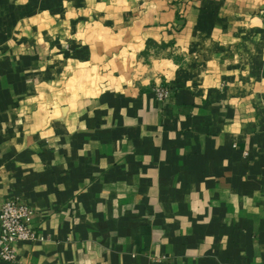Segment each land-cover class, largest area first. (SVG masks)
Returning a JSON list of instances; mask_svg holds the SVG:
<instances>
[{
  "label": "crops",
  "instance_id": "1",
  "mask_svg": "<svg viewBox=\"0 0 264 264\" xmlns=\"http://www.w3.org/2000/svg\"><path fill=\"white\" fill-rule=\"evenodd\" d=\"M7 200L24 264H264V0H0Z\"/></svg>",
  "mask_w": 264,
  "mask_h": 264
},
{
  "label": "built area",
  "instance_id": "2",
  "mask_svg": "<svg viewBox=\"0 0 264 264\" xmlns=\"http://www.w3.org/2000/svg\"><path fill=\"white\" fill-rule=\"evenodd\" d=\"M157 99L165 102L171 95L167 87L155 89ZM33 209L19 200H7L0 206V260L8 264H24L19 261L16 244L20 242H45L48 238L32 226Z\"/></svg>",
  "mask_w": 264,
  "mask_h": 264
}]
</instances>
